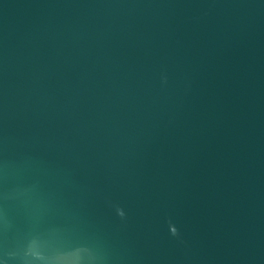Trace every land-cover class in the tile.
Returning a JSON list of instances; mask_svg holds the SVG:
<instances>
[{
    "label": "water",
    "instance_id": "obj_1",
    "mask_svg": "<svg viewBox=\"0 0 264 264\" xmlns=\"http://www.w3.org/2000/svg\"><path fill=\"white\" fill-rule=\"evenodd\" d=\"M0 264H264V0H0Z\"/></svg>",
    "mask_w": 264,
    "mask_h": 264
}]
</instances>
